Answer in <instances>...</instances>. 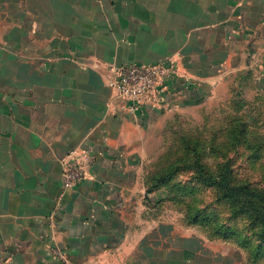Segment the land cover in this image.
<instances>
[{
    "label": "crops",
    "instance_id": "0c3cea01",
    "mask_svg": "<svg viewBox=\"0 0 264 264\" xmlns=\"http://www.w3.org/2000/svg\"><path fill=\"white\" fill-rule=\"evenodd\" d=\"M171 59L158 104L132 112L108 84ZM223 88L264 98V0H0V264L155 263L146 146ZM74 152L85 176L65 190Z\"/></svg>",
    "mask_w": 264,
    "mask_h": 264
},
{
    "label": "rangeland",
    "instance_id": "374dc122",
    "mask_svg": "<svg viewBox=\"0 0 264 264\" xmlns=\"http://www.w3.org/2000/svg\"><path fill=\"white\" fill-rule=\"evenodd\" d=\"M243 97L236 89L216 90L170 113L147 144L146 180L174 160L193 164L160 190L166 198L162 215L147 225L148 233L159 231L161 242L152 264H264V257L255 260L251 252L261 241L256 211L264 212V202L237 201L198 176L200 166L214 178L228 169L230 184L264 193V98ZM188 216L196 221L189 223Z\"/></svg>",
    "mask_w": 264,
    "mask_h": 264
},
{
    "label": "built area",
    "instance_id": "2783aa9c",
    "mask_svg": "<svg viewBox=\"0 0 264 264\" xmlns=\"http://www.w3.org/2000/svg\"><path fill=\"white\" fill-rule=\"evenodd\" d=\"M112 78L109 86L123 99L129 101L128 109L137 112L146 103L158 104L161 98L160 86L178 74L175 60L157 64L126 63L113 65ZM85 176L81 157L75 152L66 161L63 172V189H69L79 184ZM52 253L63 264H70L66 253L53 249Z\"/></svg>",
    "mask_w": 264,
    "mask_h": 264
},
{
    "label": "trees",
    "instance_id": "16d2710c",
    "mask_svg": "<svg viewBox=\"0 0 264 264\" xmlns=\"http://www.w3.org/2000/svg\"><path fill=\"white\" fill-rule=\"evenodd\" d=\"M193 164L186 163L185 166L181 165L178 166L177 160L172 161V164H169L161 171L157 172V174H152L148 180H146L147 184V193H154L156 194L155 202L161 204L163 201H166L165 196L161 194L160 190L162 187H166L169 182L182 170V169H189L192 170ZM198 176L201 181L208 185H219L225 194L229 197L235 198L237 201L239 199H249L253 198L259 201L264 202V193L261 191H257L252 189L249 185H232L230 184V174L228 169L224 171L221 175L217 178L213 176L205 175L202 167H198ZM257 221L260 223V227L262 228L259 234V238L261 241L257 242V244L252 247V256L253 259L256 258L260 259L264 256L261 255L263 252L264 254V212L262 210L256 211ZM196 221V217L188 216V222L193 224ZM244 242V243H243ZM240 243L244 246H250L249 242H246V239H241ZM247 244V245H246ZM257 259V260H258Z\"/></svg>",
    "mask_w": 264,
    "mask_h": 264
}]
</instances>
